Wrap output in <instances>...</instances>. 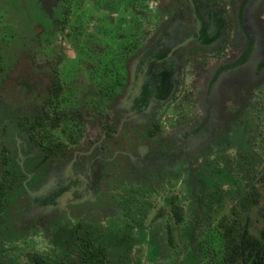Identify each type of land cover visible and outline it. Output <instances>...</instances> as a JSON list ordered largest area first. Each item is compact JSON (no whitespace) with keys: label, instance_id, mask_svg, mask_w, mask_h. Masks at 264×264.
Returning a JSON list of instances; mask_svg holds the SVG:
<instances>
[{"label":"rangeland","instance_id":"obj_1","mask_svg":"<svg viewBox=\"0 0 264 264\" xmlns=\"http://www.w3.org/2000/svg\"><path fill=\"white\" fill-rule=\"evenodd\" d=\"M173 1L132 0L133 14L122 5L115 15L108 17L105 12L95 10L92 0H83L81 11L85 10L86 16L71 15L68 28L62 31L63 35L68 34L67 39L60 36L55 42L64 58H73L75 52L67 41L76 43L75 38H85L101 47L110 42L119 43L118 30L122 33L124 23L131 22L133 34L127 42H132L133 51L131 54L120 52L115 58L118 79L124 80L125 89L132 79L133 87L129 88L135 94L133 77L140 61L155 52L168 54L181 42L175 39L174 32L184 20L172 14ZM199 1L201 4L206 0ZM37 2L39 0H0V18L7 27L15 21L33 19L38 12V6L34 5ZM223 3L224 14L229 17L228 27L216 31L212 45L195 53V61L172 58L177 71L165 75L166 81L170 74H176L177 92L172 99L149 102L135 100L134 95L131 104L132 95L126 93L117 98L115 112L110 115L118 126L130 116L134 120L158 121L172 147L177 149L175 155L160 165L167 166L160 183L155 179L147 188L130 181L132 192L121 183L119 198L115 200L120 210L101 217L98 226L105 230V223L112 224L127 211L133 213L132 220L126 218L130 220L129 232L122 229V219L115 223V226L121 224L118 232L127 231L131 236V242L119 251V256L124 255L125 260L117 264H205L209 260L223 264L222 248L210 256L206 244L203 248L198 245L206 232L210 231L211 238L221 243L218 236L224 232L219 225L222 219L227 224L234 219L247 218L253 235H258L264 224V0H224ZM97 17L105 20L101 23ZM110 19L114 21L110 23ZM100 23L102 32L97 30ZM196 23V18L186 23L193 28L194 43L200 38L198 34L204 32L203 23H200L202 30L196 31ZM113 25H116L115 31ZM124 44L123 40L122 46ZM245 50L246 62L240 66L235 64ZM106 58L112 60L114 56ZM63 64L67 63L63 61ZM121 67L125 68L123 72ZM150 69L153 70V65ZM8 76L9 81L14 82L15 74ZM1 97L4 94L0 93ZM15 123L10 114L0 110V155L6 152L16 161L15 141L19 134L14 135L12 131ZM135 160L136 169L145 172L153 169L158 161L149 151ZM86 170L90 171L88 175L70 183L63 168L51 170L42 166L37 176L33 174L31 179L22 181V186L13 194L15 205L0 207V264H34L35 256H64L61 244L52 240V232L66 227L60 220L58 224H50L37 206L44 204L42 198L55 182L61 186L69 181L65 188L67 197L76 192L75 197L83 199L97 192L99 167L92 161ZM49 172L57 175L50 177ZM213 190L216 193L208 201L204 193ZM168 196H175L181 210L182 222L177 225L163 204ZM131 197L136 198L137 205L131 203ZM205 203L209 205L207 208ZM167 224L172 228L171 244L165 236ZM89 227L95 229L96 225L90 223Z\"/></svg>","mask_w":264,"mask_h":264},{"label":"flooded vegetation","instance_id":"obj_2","mask_svg":"<svg viewBox=\"0 0 264 264\" xmlns=\"http://www.w3.org/2000/svg\"><path fill=\"white\" fill-rule=\"evenodd\" d=\"M82 1L39 0L34 4L38 6V12L33 19L15 21L8 27L5 20L0 18V93L4 94L0 98V110L10 114L16 122L12 131L19 136L15 141L17 159L15 161L13 158V161L23 174L21 186L22 181L29 177L31 179L33 174L37 176L42 166L51 170L63 168L65 178L70 179V183L89 174L86 168L90 162H95V167H99L97 192L94 194L80 199L73 192L72 196L67 197L65 188H68L69 181L61 186L55 182L49 185L50 189L42 198L44 204L37 206L50 224H58L60 220L66 227L76 225V216L98 227L101 217L107 214L111 216L120 210L115 200L121 191L117 196L115 191L121 183L127 185L131 192L134 190L131 188L133 182L138 187L145 185L147 188L152 186L155 179L160 183V177L165 174L163 170L167 168L160 165L175 155L177 149L172 147L169 136L158 121L134 120L130 116L119 126L112 122L110 115L115 112L117 98L131 94V104L134 95L135 100L149 102L172 99L177 92L176 74H170L165 81L169 71H177L172 58L195 61V53L212 45L216 31L225 30L229 18L224 14V0H206L201 4L199 0H174L172 14L184 20L174 32L175 39L181 42L173 46L168 54L155 52L140 61L133 77L136 89L133 94L130 91L133 80L130 88L125 89L124 80L118 79L115 58L120 52L131 54L133 51L132 42H127L133 34L131 22L124 23L122 33L118 30L121 42H110L101 47L85 38H75L76 43L67 41L75 56L63 57L64 53L55 39L60 36L67 39L68 34L63 35L62 31L68 28L71 15L76 14L78 18L86 16L85 10L81 11ZM92 5L108 17L115 15L122 5L133 14L132 0H92ZM184 8L188 12L183 11ZM212 15L215 16L213 19ZM194 18L198 22L195 24L196 31L202 30L200 23H203L205 36L203 38L198 34L200 38L195 43L191 39L193 28L186 24L187 21H194ZM97 19L101 23L105 20L103 17ZM112 21L109 20L110 23ZM101 23L97 25L99 32L103 31ZM115 29L116 25H113L112 30ZM187 32L190 34L187 35ZM247 50L243 53L246 58ZM107 55H113L114 59H107ZM63 61L67 64L64 65ZM245 62L246 59L240 65ZM152 65L153 70L150 69ZM120 70L123 72L125 68L121 67ZM9 74L13 77L15 74L12 83ZM21 120L28 123L20 124ZM93 121H96L94 127ZM152 127L156 132L150 130ZM26 128L30 131L29 139L23 137L22 130ZM160 136L164 139L160 140ZM160 142L163 147L166 146V150H160ZM38 144L43 145L44 149L38 150ZM148 151L158 160L155 167L146 172L136 169L138 163L135 159L147 155ZM56 175L49 172L50 177ZM130 200L137 205L136 198L131 197ZM89 215L95 216L96 221H90ZM126 215L132 217L133 213L127 211ZM119 217L114 219L113 225Z\"/></svg>","mask_w":264,"mask_h":264},{"label":"trees","instance_id":"obj_3","mask_svg":"<svg viewBox=\"0 0 264 264\" xmlns=\"http://www.w3.org/2000/svg\"><path fill=\"white\" fill-rule=\"evenodd\" d=\"M183 11L188 12L185 8ZM186 34L189 35L190 32ZM200 36L205 38L202 33ZM206 42L208 41L206 40ZM245 59L246 54L235 62V64L240 65ZM19 123L25 124L28 123V121L21 120ZM150 130L156 132L153 127ZM22 131L23 137L29 139V129L26 128ZM163 139L164 138L160 136V140ZM36 147L38 150L44 149V146L41 144H38ZM160 150H166V146L163 147L161 142ZM0 161V207L3 205L11 207L15 205L13 202V194L16 189L21 187L23 174L18 164L6 153L0 155ZM204 185L206 184L204 183ZM119 191L120 189L117 186L115 191L116 196L119 194ZM215 193L216 191L213 190L212 192H206L204 194L207 196V200L208 198L210 200V197ZM163 204L167 207L168 214L172 217L171 219L174 224L177 225L181 223V210L177 206L175 196L166 197L163 200ZM208 206L207 204L204 207L207 208ZM117 211L118 210H116V212ZM120 217L119 219H122L121 224L124 225L122 229H128L129 232L131 229V225L128 224L130 220H126V218L131 220L133 218L131 215L126 214L122 218ZM76 219L75 226H65L66 229L60 227L52 232V240L61 244L64 250V253H62L64 256H57L55 258L35 256L34 264H117L119 261L123 262L125 260L124 255L119 256V251L124 249V246H126L128 242H131V240L128 238L130 234H128L127 231L118 232L121 224L119 226H115V224L112 226L110 222H107L105 230H101L99 226L94 227L95 229L92 227L90 228L89 224L85 223V218L76 216ZM89 219L90 221H96L95 216L92 217L89 215ZM219 225L224 229V232L220 233V236H218L221 243L218 242L215 237L211 238L210 231L206 232L202 240L198 242L201 248L206 244L207 255H216V251H220L222 248L221 251L223 255L221 256V262L223 264H264V224L258 235H253L250 232L247 218H245L244 221H237L234 219L227 224L223 223L222 219L219 221ZM165 236L167 243L171 244L172 228L170 224L165 226ZM69 252L72 253L73 256L70 255ZM205 264H215V262L209 260L205 262Z\"/></svg>","mask_w":264,"mask_h":264}]
</instances>
